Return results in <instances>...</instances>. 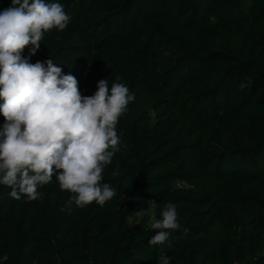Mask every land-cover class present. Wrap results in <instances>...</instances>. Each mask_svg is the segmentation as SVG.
Returning a JSON list of instances; mask_svg holds the SVG:
<instances>
[{
	"label": "trees",
	"instance_id": "obj_1",
	"mask_svg": "<svg viewBox=\"0 0 264 264\" xmlns=\"http://www.w3.org/2000/svg\"><path fill=\"white\" fill-rule=\"evenodd\" d=\"M58 2L71 21L29 62L52 59L82 95L102 78L135 95L103 173L116 196L78 208L55 175L36 201L0 185V264H264V0ZM167 202L181 229L150 247L137 214Z\"/></svg>",
	"mask_w": 264,
	"mask_h": 264
},
{
	"label": "clouds",
	"instance_id": "obj_2",
	"mask_svg": "<svg viewBox=\"0 0 264 264\" xmlns=\"http://www.w3.org/2000/svg\"><path fill=\"white\" fill-rule=\"evenodd\" d=\"M70 21L58 0H10L0 10V185L11 189L13 199L36 201L42 198L38 188L55 175L59 189L71 193L69 205L103 207L116 196L115 188L103 182L106 166L121 148L116 126L135 95L125 83L109 88L107 78L98 80L92 95H82L77 78L52 59L29 62L44 34L63 32ZM150 227L155 234L149 246L166 244L181 229L175 204L165 203ZM170 261L158 257V264Z\"/></svg>",
	"mask_w": 264,
	"mask_h": 264
},
{
	"label": "rangeland",
	"instance_id": "obj_3",
	"mask_svg": "<svg viewBox=\"0 0 264 264\" xmlns=\"http://www.w3.org/2000/svg\"><path fill=\"white\" fill-rule=\"evenodd\" d=\"M81 57H82V61L85 63H90L92 58H93V51L92 50H87V51H82L80 53ZM172 56L171 53H168L165 50L161 51V59L165 60L168 57ZM155 215V209L154 206H150L149 209L147 211L141 212L139 214H137V220L140 219L141 217H145L148 220V223L151 222V217Z\"/></svg>",
	"mask_w": 264,
	"mask_h": 264
},
{
	"label": "built area",
	"instance_id": "obj_4",
	"mask_svg": "<svg viewBox=\"0 0 264 264\" xmlns=\"http://www.w3.org/2000/svg\"><path fill=\"white\" fill-rule=\"evenodd\" d=\"M139 213H141V212H139ZM139 213H138V214H139ZM133 222H134V221H133L132 218H129V219H128V225H129V226H132Z\"/></svg>",
	"mask_w": 264,
	"mask_h": 264
}]
</instances>
